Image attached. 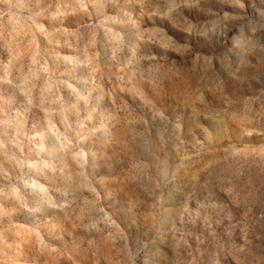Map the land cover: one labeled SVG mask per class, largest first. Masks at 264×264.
<instances>
[{
	"label": "rangeland",
	"instance_id": "374dc122",
	"mask_svg": "<svg viewBox=\"0 0 264 264\" xmlns=\"http://www.w3.org/2000/svg\"><path fill=\"white\" fill-rule=\"evenodd\" d=\"M155 27L185 45L174 54L191 65V74L173 81L168 95L175 99L194 80L201 82L205 94L222 102L235 121L226 139L250 128L255 131L246 139L264 142V135H257L264 134V0H0V264H218L222 246L216 252L202 247L203 237L183 227L186 216L195 225L201 208L208 206L199 201L189 206L197 173L187 163V146L161 144L134 122L124 126L129 89L148 95L150 86L134 80L125 86L95 64L90 52H83V63L94 80L99 77L95 89L111 117L106 127L129 177L113 191L112 210L123 232L97 233L95 223L78 214L39 221L24 214L6 178L12 176L11 162L20 163L17 152L31 139L28 128L39 129L42 123L31 108L34 81L47 71L36 67L37 46L55 54L76 52L89 38L98 41L105 33L118 38L123 30ZM189 34L200 37L194 47L188 46ZM207 37L218 43L209 47L202 42ZM69 58L80 62L79 55ZM216 61L220 71L213 67ZM40 101L42 107L47 101L44 111L56 105L62 115L67 111L54 81L46 84ZM51 131L72 147L70 117L64 129ZM258 193H264V174L250 177L242 195L248 203ZM259 215L249 204L250 228Z\"/></svg>",
	"mask_w": 264,
	"mask_h": 264
},
{
	"label": "clouds",
	"instance_id": "9594fccd",
	"mask_svg": "<svg viewBox=\"0 0 264 264\" xmlns=\"http://www.w3.org/2000/svg\"><path fill=\"white\" fill-rule=\"evenodd\" d=\"M117 35L105 33L98 41L89 38L83 50L78 45L76 52L55 54L47 46H37L36 67L46 66L47 71L34 81L31 108L40 113L42 123L39 129L28 128L31 139L17 152L20 163L11 162L12 176L6 178L13 198L20 200L24 214L39 221L54 223L56 214H78L94 222L97 233L123 232L112 210L113 191L129 177L106 127L111 117L109 105L95 89L99 77L94 80L83 63V52H90L95 64L125 86L133 80L135 85L150 86L148 95L129 89L124 126L134 122L161 144L187 146V163L197 173L190 187L189 206L195 208L198 201L208 206L201 208L195 225L186 216L183 227L203 237L202 247L216 252L217 245L222 246L216 256L218 264H264V193L248 203L242 195L250 177L264 174V142L246 139L255 131L250 128L226 139L229 125L235 121L222 102L205 94L207 87L201 82L194 80L191 88L175 99L168 95L173 81L191 74V65L174 54L185 45L163 27L123 30V35ZM197 41H201L199 36L189 34L188 46L194 47ZM202 42L209 47L218 43L215 37ZM75 55L80 56V62L69 58ZM213 67L220 71L219 61ZM53 81L67 110L63 115L61 105L51 112L43 110L47 101L41 106L42 92ZM189 98L195 103H188ZM66 117L73 125L71 148L51 131L52 127L64 129ZM243 149H248L247 154ZM249 204L260 214L254 229L250 228L252 219L245 216Z\"/></svg>",
	"mask_w": 264,
	"mask_h": 264
}]
</instances>
